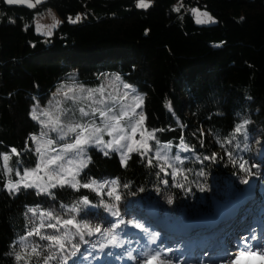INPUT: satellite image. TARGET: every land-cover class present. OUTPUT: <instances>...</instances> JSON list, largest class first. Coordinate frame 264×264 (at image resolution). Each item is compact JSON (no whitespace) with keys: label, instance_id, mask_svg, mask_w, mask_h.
<instances>
[{"label":"trees","instance_id":"obj_1","mask_svg":"<svg viewBox=\"0 0 264 264\" xmlns=\"http://www.w3.org/2000/svg\"><path fill=\"white\" fill-rule=\"evenodd\" d=\"M137 4L45 0L29 9L0 0V264H25L16 253L34 245L43 255L56 254L48 264H132L135 256L160 253L155 249L164 238L154 229L160 223L214 217L248 185L264 202V0H150L147 9ZM193 6L209 12L215 24L197 25ZM48 8L61 23L44 37L35 32L34 19ZM77 15V23L68 22ZM106 73L122 76L142 95L144 127L155 133L154 145L168 146L170 161L181 158L175 167L182 174L173 177L174 169L166 168L165 175L163 161L149 166L138 153L125 165L116 153L105 156L91 148L80 180L81 185L95 182L92 188L10 192L8 183L37 164L31 137L40 126L31 118L32 106L43 105L61 83H91ZM241 124L245 127L237 134ZM4 155L10 156L11 172ZM213 155L215 160L204 159ZM240 163L250 171H242ZM114 188L120 201L107 195ZM56 218L102 231L85 232L81 239L75 227L57 224ZM120 219L124 223L116 228ZM41 224L40 235L64 237L63 252L48 248L40 235H28ZM108 231L117 234L118 246L108 244ZM148 235H156L154 243ZM31 259L42 264V257Z\"/></svg>","mask_w":264,"mask_h":264},{"label":"snow or ice","instance_id":"obj_2","mask_svg":"<svg viewBox=\"0 0 264 264\" xmlns=\"http://www.w3.org/2000/svg\"><path fill=\"white\" fill-rule=\"evenodd\" d=\"M5 2L9 5H26L29 9L36 8L37 5H40L44 2V0H5ZM150 6V0H138L137 7L141 9H147ZM176 11H179V8L175 9ZM194 14L196 15L197 19L196 22L198 24L208 23L210 21L214 22L213 18L209 16L208 13H200L197 10H193ZM49 15L52 17L53 23L51 25L45 26L37 22L36 24V31L40 34H44L47 36L52 35L51 29L56 28L59 26L61 21L56 19L55 15L51 12H49ZM203 16L204 19H201L200 17ZM81 17L77 15L75 18L69 17L68 22L69 23H77ZM47 27V32L44 31V29ZM125 88H129L130 86L125 84ZM75 91L72 88H69L67 92H64V96L66 99H72L71 96H69L70 92ZM79 91H83V89H79ZM105 89L99 88L95 90H90L88 92L87 99H93V93H98L101 96H103ZM110 100L114 104L118 103L120 105L119 109H115L112 106H107L105 108H99V107H91L89 105L90 111H86L84 107L79 108V113L81 118L86 117H92L88 119L86 122L81 123L80 121L76 119H69L67 123H62L60 120V115H67V111L62 110L59 108V102H57L56 107V114L52 111H42L37 113L36 110H33L31 113V118L38 123H40L44 128H50L53 132H59L60 138L64 139L68 136L75 135V142L69 143L65 146L63 149L64 152H77L78 154H82L85 151L86 146L95 145V146H102L101 150L108 149L110 151H120L123 149L124 151L121 153L122 157V164L127 163V160L129 159V153L132 152H138L142 158H147V163L149 166H153V161H163L162 164H160V171L163 172L165 175H169V173L166 171V168H172L174 171L171 173L173 177L182 174V170L175 167L176 162L182 163L183 161L179 156L175 157L174 161H170L168 156L166 154H161L160 152H156L153 155H150L153 152L152 146L149 144V141L155 140V133L148 131L146 127H144L145 119L146 117L142 112L137 113L136 109L141 108L144 101L143 98L140 96H136L134 99L133 105H125L122 103V100L127 99V95H125L122 100H117L116 98L109 97ZM96 104L100 105H106L108 102L106 100H97L94 101ZM99 115V119L101 121L100 125H97L95 122V117ZM41 116L47 117V120H41ZM138 116V118L133 122V117ZM124 121L122 124L121 122ZM247 123V122H245ZM245 127L244 124L239 125L236 127L235 132L237 134L241 133V130ZM130 130V134H129ZM101 133H106L108 136L113 137L111 141L105 142ZM139 133L140 139H136V135ZM119 134V135H115ZM44 135H47V133H44ZM31 139L33 141H38V137L32 136ZM124 141H130V143H122ZM53 143L52 140L45 141L44 144H41L39 147L36 148V152L40 155V164L37 165V168L31 171H25L23 173V176L21 177L20 181H17L15 183L9 182L7 185V188L10 192L17 191L21 186L25 188L29 187H35L36 185L33 183L28 182V178L31 176H35L38 171H46L53 166L57 164V161L63 160L64 157L61 155H57L55 157H49L48 159L44 158V153L47 150V147H50ZM12 153L15 155H19V153L16 151V149H12ZM109 153L106 151L104 152V155L107 156ZM217 157L215 155L209 157L205 156V160H215ZM4 161V167L7 169L8 172H11L12 169L8 167V161L10 159V156L4 155L2 157ZM71 163V161H69ZM63 167V166H60ZM79 167H86V162L81 161ZM239 168L242 171L249 172L250 169L245 168V163H240ZM67 173H69L72 176L71 181H69L66 177L61 178L59 183L61 186H63L65 183L70 184L71 187L78 189L79 187L84 188H92L93 184H83L80 185L79 181H76L75 173H72L71 169H64ZM17 175H20L19 172H17ZM203 175V173H201ZM55 176H59V172L54 174ZM163 183L167 184L168 181L164 180ZM241 183L247 184V179H242ZM56 185L53 184L52 187H55ZM177 186H181L177 184ZM100 187H104V185H101ZM44 189H41L43 191ZM205 189L201 187V191H204ZM107 195L109 197H112L114 195V199L116 201H120L121 196L119 194H116V189L114 188L112 191L108 192ZM169 203H172L171 199L168 201ZM90 202L85 197L83 199V204L88 205ZM75 210V209H72ZM48 216L49 219H52L51 213L45 214ZM113 215L116 217H119V212H113ZM56 223L63 225H71L76 228L77 234L83 239L84 233L86 232L88 235H93L94 233H101V227L98 225H92L90 223H77L75 219H66L61 222L59 218H56ZM124 221L122 219L118 220L117 224L115 225L116 228H119L121 224H123ZM44 225L41 224L37 229L35 233L29 232V236L31 235H40V229L43 228ZM48 227L56 229L55 224H50ZM132 227L137 229H142V225L139 223H133ZM59 231V229H56ZM65 236H67V233H65ZM106 238L108 239V244L113 246H118L117 242V234H114L113 231H108L105 233ZM40 239L49 241L48 248H59L61 252L65 249V243H64V237L62 236H56V235H40ZM243 242L245 244L248 243L249 239H256L255 235H252L251 237H243ZM70 242V241H69ZM152 242H155V235H153ZM73 247H77V245H73ZM101 247H104V245H101ZM167 251H171V249H168ZM44 249L41 248L40 245H34L29 247H24L22 251L16 253V260L24 261L25 264H32V259L35 258L37 261L41 260L42 257V264H48V261L55 259L56 254L52 253L49 255H43ZM251 256L258 257L262 261H264V253H258L255 251H250L248 253ZM73 256L76 255L75 252L72 253ZM245 252L241 251L240 256H244ZM235 259L232 260H225L222 261V264H235ZM164 264V262L161 260V254L159 252L154 253L151 255L146 261L145 264ZM66 264V262H65Z\"/></svg>","mask_w":264,"mask_h":264},{"label":"rangeland","instance_id":"obj_3","mask_svg":"<svg viewBox=\"0 0 264 264\" xmlns=\"http://www.w3.org/2000/svg\"><path fill=\"white\" fill-rule=\"evenodd\" d=\"M23 6H26V5H23ZM194 9L200 13H204V12L208 13L209 16H211L213 18L214 22L210 21L208 23L198 24L196 22L197 17L193 12ZM190 11H191L193 19L197 25L209 26V25L215 24V22H216L214 17L209 12H207L206 10H203L197 6L191 7ZM49 12L53 13L55 15L56 19H58L60 21V18L58 16L57 12L51 8H48V9L44 10L42 13L37 14L35 19H34V28H35V32L38 35H41L44 37H50V36H47L44 34H40L36 31L37 22H39L40 24L45 25V26L51 25L53 23L52 17L49 15ZM200 18L204 19L203 16H201ZM56 28L51 29L52 34ZM47 30L48 29L46 27L44 29V31L47 32ZM125 84L129 85L130 87L125 88L124 87ZM102 87L105 89L103 96H101L98 93H93V99H87L86 98L88 96V92L90 90H95V89H99ZM69 88H72L75 90V91L69 93V96H71L72 99H66L64 94H63L64 92H67ZM81 88L83 89V91H79V89H81ZM125 95H127V99L122 100V98ZM136 96L142 97V95L137 91V89L133 85L127 83L122 78V76L115 74V73H106V74L101 75L97 81L91 82V83H88V82H65V83H61V84L57 85L50 92L49 98L45 101V103L43 105H39L36 103L32 106L31 113L33 110H36L37 113L42 112V111H52L55 115L57 102H59V105H58L59 108L67 111V115H60V120L62 123H67L69 121V119H73V118L80 121L81 123H84L92 117L90 116V117H86V118H81L80 113H79V108L84 107L86 111H90L89 105H91V107L105 108L107 106H112L115 109H119L120 105L118 103L114 104L112 102V100L109 99V97L116 98L117 100H122V103L125 105H133L134 99ZM101 99L106 100L108 103L106 105H100V104L94 103V101L101 100ZM136 111H137V113L142 112V106H141V108L136 109ZM137 118H138V116L133 117V122ZM41 120H47V117L41 116ZM95 122L97 125L101 124V121L99 119L98 114L95 117ZM121 123L123 124L124 121H122ZM38 124L40 126V131L35 136L38 137L39 139H38V141H33L31 139V144H32V148L34 149V151L36 152V148L39 147L41 144H44L45 141L52 140L53 143L51 144L50 147H47V150L44 153V158L48 159L49 157H55L57 155H61L64 157L63 160L57 161L56 165L51 166L47 170V173H46V171L41 170V171H38L35 176H31L28 178L29 183H33L36 185L35 187H29V188L35 189L36 191H38L40 193H49L50 190L53 188L52 187L53 184H55L56 186H61V184L59 183L61 178L66 177L69 181H71L72 176L69 173H67L64 169H71L72 173L76 174V176H75L76 181H79V184L81 185L82 182L80 180V174L85 169V167H79V165H80L81 161L86 162V165H87V162H88L87 153H88V150L91 148H95L102 153H104L106 151L108 153H116L122 162L121 153L124 151L123 149H121L120 151H110L108 149L101 150L102 146L90 145V146L85 147V151L82 154H78L75 151L64 152L63 149L65 148V146L67 144L75 142V135H71V136H68L64 139H61L59 132H53L50 130V128H44L40 123H38ZM44 133H47V135H44ZM129 134H130V130H129ZM101 135H102L105 142L111 141L113 139V137L108 136L106 133H101ZM115 135H119V134H115ZM136 139L137 140L140 139L139 133H137ZM122 143H130V141H124ZM149 144L153 148V152L150 155H153L156 152H160V153H164L166 155H169L168 149L164 148V147H168V146H164V147H161L159 145L156 146V145H154V141H151V140L149 141ZM133 153H138V152L129 153L128 154L129 157ZM37 157L38 158H37L36 166L28 168L25 171H31V170H34L37 168V165L40 164L39 153H37ZM69 161H71V163H69ZM60 166H63V167H60ZM57 172H59V176H55V178H53L54 174ZM22 176H23V174L19 176V179L17 181H20ZM63 186H70V184L65 183ZM20 188H25V187L21 186ZM41 189H44V190L41 191ZM17 191H15V192H17ZM254 203L257 206H259V208L260 207L261 208L259 210V208L253 209V207H251L250 211L254 212V214L259 216L260 220H262V219L264 220V202L260 201L259 194L256 193L250 185H248L245 192L240 196L239 200H237L236 202H233L229 205L220 206L217 215L214 217H211L210 218L211 220L205 219V221H201V222H196V221L191 222L190 219H188V218H185L182 220H177V221H175L174 219H170L172 221L170 224L166 223L165 226L160 228V230L162 232L164 231V237L163 238L165 240L161 241L159 243L160 245L157 246V248L155 250L160 251L161 260L164 262V264H184V263L185 264H214V263L215 264H222V261H225L226 257H224L222 254H220V252H219V254H220L219 257L220 258L223 257V259H216L215 262H213V263H209V261L212 260L211 258L213 257V255H212V257H211V255H209L208 259L202 258L201 260H197V259L192 260V259H190V255H189L190 254L189 251L191 250V247L190 246L187 247V246H183V245H182L183 247H181V245H179L178 242L180 240H185V242L192 240L191 237L184 234V231H187L190 228V229L197 230V231H194L195 235H193L191 233V236L196 238L195 244L200 245L201 241L204 238L209 237L214 232V228H216L217 224L220 221H222V220L229 221L228 220L229 217L232 218L234 216L239 215L240 208L242 206H244V204L249 205V204H254ZM228 209H230L232 211L229 214V216L226 212ZM163 221L166 222V219L163 218ZM154 229H156V227H154ZM156 230L158 231V229H156ZM170 235L173 236L172 240L169 238ZM257 235L258 234L256 233V236ZM148 236H150V238L153 237V235H148ZM212 238H214V234H212V236H210L209 238L204 239V241H203L204 243H206V242H209L212 240V242H210L208 245V249L206 250L207 251L206 255H208L210 253L212 254V251L215 249V247H218V244L216 242L219 241L221 237L218 235L216 240H213ZM182 243L183 242H181V244ZM191 243L193 244V242H191ZM165 244H171L172 247L175 246V248H173L174 252L164 250ZM261 249L262 248L260 246H257V247L253 246L252 243H248V245L243 244L242 247H240L238 249V252L240 253L241 251H243V252H245V255L244 256L239 255L238 257H236L235 264H264V261H262L258 257H254V256H251L248 254L250 251H255L258 253H264V252H261ZM134 255L135 254H133V257H134ZM146 260L147 259L142 258V256L138 255V256H135L133 258L132 264H145ZM157 264H159V262H157Z\"/></svg>","mask_w":264,"mask_h":264},{"label":"bare ground","instance_id":"obj_4","mask_svg":"<svg viewBox=\"0 0 264 264\" xmlns=\"http://www.w3.org/2000/svg\"><path fill=\"white\" fill-rule=\"evenodd\" d=\"M227 214H228V216H229V214L232 212L230 209H228L227 211ZM239 214H241V215H249L250 213L248 212V210H247V208H245V204H244V206H242L241 208H240V213ZM238 216H234V217H229V221H230V224H229V226L227 227V228H225L224 229V231L225 230H227L228 232L229 231H231V226L233 225V224H237V221H238ZM236 228V227H235ZM205 255H206V253H205ZM209 255H213V258H211L212 260H210L209 261V263H213V262H215V260L216 259H223V257L222 258H220V257H217L216 255H217V253H216V251H213V253L211 254H209ZM224 257L226 256L225 254L223 255ZM185 264V263H184ZM215 264V263H214Z\"/></svg>","mask_w":264,"mask_h":264}]
</instances>
